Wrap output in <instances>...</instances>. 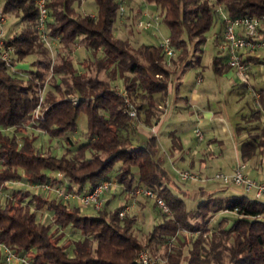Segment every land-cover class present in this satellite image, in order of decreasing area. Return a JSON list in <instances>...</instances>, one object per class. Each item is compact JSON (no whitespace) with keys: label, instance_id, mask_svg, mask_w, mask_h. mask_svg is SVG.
I'll list each match as a JSON object with an SVG mask.
<instances>
[{"label":"trees","instance_id":"16d2710c","mask_svg":"<svg viewBox=\"0 0 264 264\" xmlns=\"http://www.w3.org/2000/svg\"><path fill=\"white\" fill-rule=\"evenodd\" d=\"M77 1L82 3L46 0V32L61 47L55 62L41 38L38 0H0V10L24 24L5 37L7 46L13 47V65L27 56L44 57L28 73L17 68L16 72L0 59V245L36 264H140L144 250L163 258L165 264H264V198L226 189L223 195L203 192L195 208L188 209L181 185L174 184L158 156L157 136L145 141L135 136L138 118L130 119L121 91L141 100V122L151 125L162 114L157 112L162 109L159 99L164 104L172 75L169 65L175 57L168 61L160 45H133L114 34L127 0H94V14L79 12L74 7ZM144 2L154 8L158 23L166 24L171 44L180 50L178 59L185 58L191 42L196 63L207 33L218 20L223 24L219 8L232 18L264 15V0ZM78 46L93 55L81 63L83 71L71 57ZM218 64L216 57V72L223 69ZM92 66L97 70L94 75ZM224 66L232 69L228 63ZM49 70L52 75L47 80ZM101 71L110 78L100 77ZM117 77L124 83L121 91L114 84ZM39 110L43 115L36 114ZM81 115L87 118L83 139L76 136ZM37 133L61 140L63 155L37 147ZM260 145L257 137L243 142V159L252 157ZM107 180H116L121 194L130 199L139 188H151L172 213L156 203L163 220L142 241L135 228L137 217L130 211L120 216L125 205L111 210L107 200L95 209L96 215H86L85 207L72 206L71 200L57 195L50 199L49 190L44 196L9 187L14 182L48 184L87 194ZM42 210L50 218L43 219ZM67 233L80 238L65 239Z\"/></svg>","mask_w":264,"mask_h":264},{"label":"rangeland","instance_id":"374dc122","mask_svg":"<svg viewBox=\"0 0 264 264\" xmlns=\"http://www.w3.org/2000/svg\"><path fill=\"white\" fill-rule=\"evenodd\" d=\"M74 7L79 12L86 14H94L97 11V6L94 0H82L81 4L79 1H77ZM123 8V14L119 12L118 18L114 25V34L117 37L128 39L133 45L145 43L157 46L162 43L165 37H168V28L166 24L161 21H159L158 24H152V26L148 29L139 27V22L146 23L150 20V16L153 14L156 16L154 8L151 5L145 3L144 0H127V3L123 5ZM221 23L222 20H218L207 33V40L203 46L201 59L198 63L195 61L196 58L194 57V46L191 44V42L187 44V54L182 60L178 59L180 50H177L174 60L169 65V68L172 72L170 82L172 88L169 89L164 104L162 103V100L159 99V106H162V109L157 112L160 113L162 111V114L158 120H154L151 125L142 123L141 121L144 117V114L141 113L139 109L141 100L130 97L138 108L139 117L136 121H134L135 125L142 124V127L139 129V131H135L136 138H142V140L145 141L150 135L157 136L158 156L160 159H162L164 167L168 171L169 176L173 180L174 184L178 186L181 184L177 172L186 165L182 162V157L185 158L186 162L188 163H190L192 160L198 162L196 163L197 168L195 170L189 169V171L199 174V159L204 157L203 159L209 163V156L218 153L217 148L220 145V141L224 140L226 143H231L234 137L230 139V136H227L226 132L233 130L234 135L237 137L235 132L236 127L234 125L236 121L239 120L238 116L240 114L246 113L244 109L246 103L245 101L251 100V95L246 93L245 101H243L241 98V91H238V89L233 84H230L227 78L218 76L213 70L214 58L217 56H222L219 48L216 45V35L220 31ZM0 24L2 25L0 26V31L3 32L4 38L7 37L9 33L14 34L17 31H20L24 25L13 15H6V22L1 23L0 20ZM45 44L50 48L49 58H52L53 61L56 60L55 62L59 61L57 57V53L61 50L59 42L50 40V38H48ZM100 54L101 53L98 55L101 56ZM71 57L73 58L76 68L80 71H83L81 63L84 60L92 59L93 55L84 46H78ZM39 58L44 57L42 55L27 56L22 62L17 64L16 68L25 70V72L35 70L37 66L34 64V62ZM191 62H193L195 65H189ZM92 68L93 69L91 70V73L94 75L97 73V70L94 66H92ZM106 73V71H101L99 76L108 80L110 75ZM51 75V70L47 71V80L48 78L50 79ZM114 84L118 86L120 91L124 89V83L120 77H117V79L114 81ZM121 92L125 93L123 90ZM195 95L196 97H194ZM72 99L76 100L77 98L73 96ZM41 112L42 111L39 110L36 112V114ZM219 113H221V115H218ZM196 129L201 131L203 140L200 141L196 136ZM86 131L87 118L85 115H81L78 121V131L76 134L77 138L81 137L82 134L84 135ZM37 135V147L44 151H50L56 156L63 155L65 148L61 140L51 139L46 134L39 135V133H37ZM172 140L178 141L182 149L176 152L172 151L170 149ZM194 151L198 152L196 156L193 155ZM171 152L173 155H171ZM216 161L217 160H215V162ZM220 161H217L215 166H212L213 163L209 164L213 168H209L207 173H204V176L208 174V176L211 177L209 184H211L212 187L209 188V185H203L202 182L197 184V188L204 187L207 190L211 189V191H217L216 189H220L222 187L220 185L222 182L215 179V175L218 173L227 174V170L224 168V166L218 163ZM174 163L176 166H174ZM220 169L222 171H220ZM201 181L202 180L199 182ZM9 187L20 188L24 190L28 189L36 194L49 196V193L45 191L44 188L33 185L30 186L21 182H14L10 184ZM180 187L182 188L181 196L184 198L188 209L195 208L201 199H199V195L196 194L194 196L192 194V189L184 188L182 186ZM116 189L117 187L112 189L110 192L115 191ZM110 192L105 195V202L107 200H111V210H115L123 205H125V208L130 207L133 204H130V197H128L126 194H121V189H119L117 193H112L117 195V198L115 199H113V197L110 195ZM50 194V199H54V192ZM133 196L134 199H138V201L132 205L130 209V216L137 217L135 228L138 232L139 238L142 241H145L147 235L153 230V227L156 224L162 222L163 217L160 214L159 208L156 206V201L154 199L149 197V199H147V196L141 194L136 195L133 193ZM70 202L72 206L77 205L75 200H71ZM83 212L86 215L97 214V211L93 209V207H85ZM42 213H44L43 219L50 218V215L46 213L45 210H42ZM66 235L67 236L65 239L70 238L77 240L80 238L78 234L71 235L67 233ZM186 250L187 249H185V252ZM0 255V264H6L4 263L3 259L5 257V249L2 245L0 246ZM154 258L158 259L161 264H165L163 258ZM12 264L23 263L13 262Z\"/></svg>","mask_w":264,"mask_h":264},{"label":"built area","instance_id":"2783aa9c","mask_svg":"<svg viewBox=\"0 0 264 264\" xmlns=\"http://www.w3.org/2000/svg\"><path fill=\"white\" fill-rule=\"evenodd\" d=\"M39 7V20L38 27L40 30L41 38L44 42H47L49 38L46 32L48 21V9L46 6V0H38ZM223 19V32L220 39L219 47L227 55L228 65L234 69L237 73L246 78L248 72V65L246 63V55L250 52H254L264 47V15L260 16H238L229 17L221 8L218 9ZM123 14L124 8L120 9ZM149 21L139 22V27L148 29L152 24H158V16H150ZM1 23L6 22V14L0 11ZM0 26H2L0 24ZM160 46L167 59L171 60L177 54V49L171 44L169 37H165ZM12 46H7L3 32L0 31V59L3 60L10 68L17 72L16 67L13 65ZM200 81V80H199ZM40 100H43L44 90H40ZM125 105L128 115L132 121L138 118V108L133 100L124 93ZM40 114V113H39ZM43 115V113H41ZM196 136L198 139H202L203 135L201 131L196 129ZM244 165H239L232 175L218 173L215 175V179L220 180L226 185H231L236 188H240L244 194L253 193V197L256 199L264 198V181L252 180L247 177L244 172ZM182 180L198 181L199 174L189 170H184L180 173ZM59 178L62 179L63 175L59 174ZM118 187L116 180H107L98 185L90 193H82L77 189L69 192L64 187L53 188L48 184L43 185L42 188L49 190L51 193L62 198L65 201L75 200L80 207H93L94 209H101L105 203V195L112 189ZM1 192V191H0ZM134 194L144 195L152 198L156 201L157 205L167 214H171V209L167 205L166 201L160 197L154 190L148 187L139 188ZM130 211L129 207H126L120 212V216L124 217L126 213ZM1 246V245H0ZM3 246V245H2ZM5 249L4 261L6 264H12L13 262H19L23 264H36L31 262L27 256H21L16 254L10 248L3 246ZM138 263L140 264H161L158 259L151 256L147 251H142L138 257Z\"/></svg>","mask_w":264,"mask_h":264},{"label":"crops","instance_id":"0c3cea01","mask_svg":"<svg viewBox=\"0 0 264 264\" xmlns=\"http://www.w3.org/2000/svg\"><path fill=\"white\" fill-rule=\"evenodd\" d=\"M223 24L221 23V28L219 33L216 35V45L219 48L220 53L222 56H217L218 58V67L223 68L221 71H215L214 69V61H213V70L216 72L218 76H222L224 78H227L230 84H233L238 91H241V98L243 101H245V95L246 93L251 95V100L245 101V114H240L238 116V121L235 123V129H236V135H234L233 130H230V132H226L227 136H230V139H232L231 143L225 142L224 140L220 141V145L217 148V154L209 156L210 162L208 163L205 159L201 158L199 159V179L198 181H191V180H182L180 173L184 170H195L197 168L198 162H195V160H192L190 163L186 162V159L182 157V162L185 163V167H182L178 170L177 175L180 180V184L184 188L192 189L193 195L196 194L199 195V199L204 196V193L206 195L208 194H218L223 195L225 192V189L227 192L232 193H238L243 194L242 190L240 188H236L231 185H226L223 182L220 183L222 186L220 189H216L217 191H211V189L207 190L206 188H197L198 183H202L203 185L207 184L211 188L212 185L209 184L211 177L204 176V173H207L209 168L211 167L209 164H212V166H215L217 161L219 164H222L224 168L227 170V174L232 175L236 171L237 167L241 164L244 165V172L247 175L248 178L252 180L257 181H264V47L260 48L257 51L250 52L246 55V63L248 65V72L246 78L237 73L234 69H225L224 64H227V55L224 54V52L220 49V39L223 32ZM216 58V57H215ZM214 58V59H215ZM202 79V77H201ZM172 88L171 85L169 89ZM196 97V95L194 96ZM218 115H221L219 113ZM142 127V124L137 125V131ZM231 128V127H230ZM152 136V135H150ZM149 136V137H150ZM226 136V137H227ZM257 137V141L260 145L255 151L252 157H250L247 160H244L242 157V144L246 140H249L250 138ZM228 138V137H227ZM237 138V139H236ZM138 140L143 141L142 138H138ZM200 140V139H199ZM203 140V138L201 139ZM200 140V141H201ZM170 149L174 152L181 150V145L178 141L172 140V145ZM209 152V150H208ZM198 152L194 151L193 155H197ZM171 155L173 153L171 152ZM215 158V159H214ZM213 159V160H211ZM215 160H217L215 162ZM188 163V164H187ZM174 166L176 164L174 163ZM220 171H222L220 169ZM204 177V179H203ZM202 180L201 182H199ZM202 185V186H203ZM120 187H117L115 191L110 192V195L113 197V199L117 198L116 194ZM204 192V193H203ZM250 196H253V193L249 194ZM138 199H131L130 204L134 205L135 202H137ZM132 205L129 207L131 209Z\"/></svg>","mask_w":264,"mask_h":264}]
</instances>
